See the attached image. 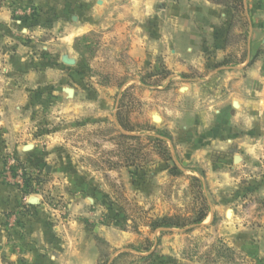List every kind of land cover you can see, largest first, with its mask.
<instances>
[{
	"label": "rangeland",
	"instance_id": "rangeland-1",
	"mask_svg": "<svg viewBox=\"0 0 264 264\" xmlns=\"http://www.w3.org/2000/svg\"><path fill=\"white\" fill-rule=\"evenodd\" d=\"M84 3L0 0V128L16 141L2 181L59 218L83 212L91 237L113 229L95 264H253L233 240L264 234V26L235 6L224 47L172 76L103 29L73 37Z\"/></svg>",
	"mask_w": 264,
	"mask_h": 264
},
{
	"label": "crops",
	"instance_id": "crops-1",
	"mask_svg": "<svg viewBox=\"0 0 264 264\" xmlns=\"http://www.w3.org/2000/svg\"><path fill=\"white\" fill-rule=\"evenodd\" d=\"M83 1L86 3L79 8L73 37L103 29L106 39L125 42L128 58L144 65L159 61L172 76L202 71L213 50L224 47L234 15L232 7L209 0ZM235 1L234 5L242 6L250 27L264 26V0ZM1 13V28L9 27L10 18ZM76 94L78 91L74 90L73 95ZM263 96L260 101L264 104ZM8 116L14 118L13 114ZM15 148L12 130L0 128V151L10 153ZM31 197L36 198V204L29 203ZM74 210L59 218L42 196L21 195L4 183L0 174V255L19 264H95L98 259L95 233L111 244L113 229L95 226L91 237L84 221L74 217L83 212ZM260 220L264 222V212ZM251 235L248 240L235 238L233 245L247 253L245 258L250 263L264 264V234Z\"/></svg>",
	"mask_w": 264,
	"mask_h": 264
},
{
	"label": "trees",
	"instance_id": "trees-1",
	"mask_svg": "<svg viewBox=\"0 0 264 264\" xmlns=\"http://www.w3.org/2000/svg\"><path fill=\"white\" fill-rule=\"evenodd\" d=\"M213 3H217V4H221V5H225V6H231L232 8H234L236 5H234V2H236L235 0H209ZM231 3V4H228V3ZM227 3V4H226ZM14 169V168H13ZM28 180H26V183H25V188L23 190V193H28L29 192V189H28ZM202 217L199 216L195 221L196 223H199L201 221ZM156 227H168V226H171V225H178L177 223H174L172 222L170 219H163L161 221H158L155 223Z\"/></svg>",
	"mask_w": 264,
	"mask_h": 264
},
{
	"label": "water",
	"instance_id": "water-1",
	"mask_svg": "<svg viewBox=\"0 0 264 264\" xmlns=\"http://www.w3.org/2000/svg\"><path fill=\"white\" fill-rule=\"evenodd\" d=\"M61 59H62V62L64 64H67V65H73L74 64V60L72 58H69L66 55H63ZM67 93H68V96H72V89H67ZM155 118H158V117H154V120H156ZM158 120H159V118H158ZM158 120H156V121H158ZM26 148H28V146H26ZM36 202H37V200L35 197H31L29 199L30 204H36Z\"/></svg>",
	"mask_w": 264,
	"mask_h": 264
},
{
	"label": "built area",
	"instance_id": "built-area-1",
	"mask_svg": "<svg viewBox=\"0 0 264 264\" xmlns=\"http://www.w3.org/2000/svg\"><path fill=\"white\" fill-rule=\"evenodd\" d=\"M8 165H7V167H6V169H7V171H9L10 170V167L11 166H16L15 168H16V170L15 171H17V172H19V168H18V166H17V164H16V160L13 158V157H11L10 159H8Z\"/></svg>",
	"mask_w": 264,
	"mask_h": 264
},
{
	"label": "bare ground",
	"instance_id": "bare-ground-1",
	"mask_svg": "<svg viewBox=\"0 0 264 264\" xmlns=\"http://www.w3.org/2000/svg\"><path fill=\"white\" fill-rule=\"evenodd\" d=\"M156 119V118H155Z\"/></svg>",
	"mask_w": 264,
	"mask_h": 264
}]
</instances>
